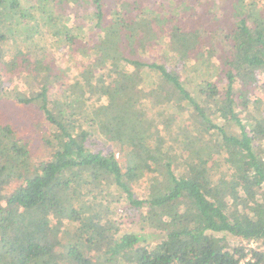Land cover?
<instances>
[{
	"label": "trees",
	"instance_id": "trees-1",
	"mask_svg": "<svg viewBox=\"0 0 264 264\" xmlns=\"http://www.w3.org/2000/svg\"><path fill=\"white\" fill-rule=\"evenodd\" d=\"M34 1L0 0V101L48 128L33 161L0 124V264H264V0Z\"/></svg>",
	"mask_w": 264,
	"mask_h": 264
},
{
	"label": "rangeland",
	"instance_id": "rangeland-1",
	"mask_svg": "<svg viewBox=\"0 0 264 264\" xmlns=\"http://www.w3.org/2000/svg\"><path fill=\"white\" fill-rule=\"evenodd\" d=\"M126 2L131 3V0H125ZM216 1V0H215ZM21 5L23 6L24 9L26 10H32L33 8V3H35L36 1L34 0H20ZM220 2V0H219ZM263 2V1H262ZM134 3V2H132ZM131 3V4H132ZM133 6V5H132ZM82 7H81V3L80 5L76 6V4H74V2L70 3V14L74 15L72 16V18H75V15H77V17H81L82 15ZM67 14L69 13V10L66 9L65 11ZM36 17V16H35ZM128 18L130 19H134V12L132 11L129 15ZM33 24L32 28H36L37 25H40L39 20L32 21ZM36 23V24H35ZM80 24V23H79ZM82 24V23H81ZM30 25V26H31ZM149 34H147V36H154L155 34L149 31ZM23 36L20 35L21 40L25 39V41L23 43H25L24 45H22V42H19V45L21 44L22 49H28V48H37V49H41V48H47L50 49L49 47H52L53 44H50V41L53 40L52 37H41V35H39V33L37 31H35L34 33H30V35ZM34 40V43H33ZM19 41V40H18ZM48 41V42H47ZM14 43L9 44L10 48H12L13 46H17L18 42H15V39L13 41ZM10 52V51H8ZM53 53L51 54V56L54 59V63L57 66H63L65 65L66 60H68V52L67 50H63L61 46L58 47L57 45V50L56 52L52 51ZM217 54H214V56H216ZM225 60V59H224ZM214 61H216L214 59ZM76 69L78 70V67L74 68V74L76 72ZM70 77H72V73L70 72ZM260 86H264V71H262L261 75H260ZM26 89L25 87H23V90ZM23 90L21 89V92H23ZM39 90V87L36 86L34 88V91ZM25 92V91H24ZM55 93H53L51 96L52 98H55ZM257 95H259V97H262V99L264 98V89L260 90V92H257ZM154 100L149 101L150 104H153ZM149 108H152L151 105H149ZM184 110V109H183ZM183 110H181V113L183 112ZM154 113L151 114V112L148 113V116L150 118H155ZM152 116V117H151ZM172 118L178 119L181 118L182 120L185 118V115L183 114H176L173 115ZM185 120V119H184ZM6 124V125H10L19 135V137L24 140V142L26 141H30V146H31V153H32V158L33 161H36L37 158H40L43 156L42 154V142H41V138L43 136L44 133H46V131L48 130V128L46 127V123H45V117L43 115V113L39 110V108L37 106H22L17 104L15 101H9V100H5V101H0V124ZM161 126V125H160ZM181 128L184 129V132H188L189 131V126L190 124L186 121H183L181 124ZM163 135L164 137L167 136V133L164 131L163 129ZM96 148H98L99 150H102L103 148L101 147V145H98V147L96 146ZM109 150H113V152H116L117 157L122 159V154L120 155V149L118 146L116 145H111L109 147ZM147 178V177H146ZM152 182V178L149 176L148 179H142L140 181L141 184V188H140V192H142V190H146L147 184H150ZM13 189H10L9 192H12ZM117 199V198H116ZM112 213H113V219L114 220H118L119 216L120 220L119 221V225H120V236H126V235H131V234H137L140 236H143L147 239V241L143 242L145 245H150V244H156L158 242H160L163 238V234L161 232H159L158 230L150 227L147 224H142L140 222L139 217H134L131 216V219H122L123 217H125L126 213V208L125 206H123V204L121 203H114V205H112ZM116 214V215H115ZM118 216V217H117ZM233 242H238V240L231 238Z\"/></svg>",
	"mask_w": 264,
	"mask_h": 264
}]
</instances>
